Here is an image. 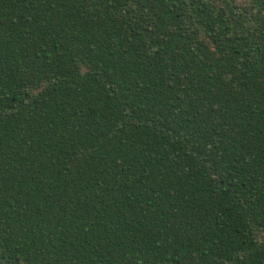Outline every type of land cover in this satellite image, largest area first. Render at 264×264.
<instances>
[{
    "label": "trees",
    "instance_id": "obj_1",
    "mask_svg": "<svg viewBox=\"0 0 264 264\" xmlns=\"http://www.w3.org/2000/svg\"><path fill=\"white\" fill-rule=\"evenodd\" d=\"M0 264H264V0H0Z\"/></svg>",
    "mask_w": 264,
    "mask_h": 264
}]
</instances>
